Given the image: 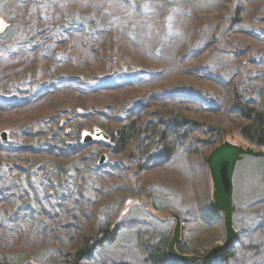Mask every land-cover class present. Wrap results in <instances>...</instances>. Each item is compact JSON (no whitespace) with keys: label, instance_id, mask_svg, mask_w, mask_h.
Listing matches in <instances>:
<instances>
[{"label":"trees","instance_id":"16d2710c","mask_svg":"<svg viewBox=\"0 0 264 264\" xmlns=\"http://www.w3.org/2000/svg\"><path fill=\"white\" fill-rule=\"evenodd\" d=\"M66 1L71 2V8L75 6L77 14L85 15L91 10L99 12L106 8V0H0V15L8 24L27 25L30 21L37 25L44 23L48 26L47 31L51 28L62 31V25L66 24V29L56 39L55 45L65 50L69 60L72 59L79 67L97 62V56L114 48L140 57L146 64L158 69V73L155 78L143 83H126L89 92L80 91L69 84L50 89L41 87L39 92L30 97H25L23 92L14 91L13 98L0 102V117H5L46 106L51 98L70 93L75 94L74 97L86 99L101 96L102 101L110 103L116 100L126 101L130 95L144 93L143 89L148 91L144 104L129 110L125 116L114 115L112 106L108 104L97 110L76 108L77 112L72 117L88 120L92 126L76 124L75 131L72 129L73 136L71 128L64 129L57 139L50 140L51 144L46 143L48 140L38 144L39 137L45 136L48 130L23 129L18 134L21 141L14 140L13 136L12 143L0 141V163L2 160L9 162L0 165V252L12 253L19 260L10 263L4 258L0 259V264L24 263L30 255L26 253L28 251H40V254L53 252L55 256L51 258L56 257V264H90L103 241L112 238L117 231L115 223L101 224L99 209L119 197L117 193L133 192L134 181L138 182L137 186H141L143 174L157 168L180 171L186 179L195 176L199 181L200 191L202 187L204 189L205 180V199L192 206L194 209L190 218L199 230L212 224L223 225L222 213L213 205L210 197L206 158L227 136L234 133L248 144L263 148L261 157H264V104L262 101H242L238 86L229 88L208 76L206 71L200 70L196 63L198 56L208 47L199 52H192L191 48L200 30L206 25L217 23L222 24V27H230L264 16V0H211L200 5L189 16L179 19L181 30L164 43L163 50L158 55L148 54L139 43L123 35L116 27L84 33L82 29L71 26L73 21L62 19L67 7L62 8L61 3ZM107 6L110 10L114 8V5ZM37 7H41L43 13ZM150 17H147V30L162 32L161 16ZM8 29L7 26L0 37L5 35L6 38ZM46 30L35 29L33 38ZM15 47V50L8 51L5 56L0 54L2 77L19 67L38 65L43 68L53 62L49 55L41 53L40 46L36 43L26 50L19 49L17 45ZM174 75L216 86L217 90H223L225 101L216 107H203L173 95L154 94L157 92L155 89L160 88L161 81ZM42 85L45 86V83ZM260 86L261 98L264 93V78H261ZM56 116L53 118L56 119ZM93 127L96 129L93 130ZM66 130L70 132L66 133ZM95 130H101L108 140L81 142L82 132ZM70 136L71 139L67 141L62 138ZM155 152H159L164 160H154ZM102 153L109 159L100 164L97 156ZM8 156L11 158L8 159ZM29 156L49 162L38 166L41 178L37 180H34L37 173V176H33L28 167L20 165ZM19 157L21 160L17 161ZM116 157H124L125 160L122 163L109 162ZM20 176L22 179H19ZM28 179L31 181L28 182ZM87 180L88 188L81 186ZM26 201H30L31 206H24ZM166 212L165 210L164 215L170 217ZM255 232L263 233L264 240V220L254 226L249 235L250 240ZM262 245L264 246V241ZM166 247L148 243L146 260L152 264L180 261L169 257ZM230 247L208 259L194 263L180 262L233 264L235 256ZM13 249L17 251L14 252ZM176 250L181 254L191 255L180 241L176 244ZM260 253L264 255V251ZM260 264H264V259Z\"/></svg>","mask_w":264,"mask_h":264},{"label":"rangeland","instance_id":"374dc122","mask_svg":"<svg viewBox=\"0 0 264 264\" xmlns=\"http://www.w3.org/2000/svg\"><path fill=\"white\" fill-rule=\"evenodd\" d=\"M105 2V9L99 12L91 10L85 15L77 14L75 6L71 8L70 1L62 2V8L67 7L62 19L73 21L71 26L82 29L84 33H95L109 27H116L123 35L139 43L148 54L158 55L163 50L164 43L181 30L179 19L189 16L193 10L211 0H106ZM107 5L109 7L114 5V8L110 10ZM37 8L41 11V7ZM156 15L161 16V33L158 30V33L156 30L152 32L147 30L149 28L147 17L152 18ZM26 24H8L0 15V33H3L7 26L9 28L6 38H4L5 35L0 37V54L7 55L8 51L16 49L15 45L19 49L26 50L36 43L40 46L41 53L49 55L53 62L49 64V68L45 66L43 69L38 65L29 68L19 67L5 77L0 76V102H7L13 98L14 91L23 92L25 97H30L39 92L41 87L50 89L69 84L80 91L89 92L126 83H143L157 76L158 69L149 66L140 57L114 48H109L97 56V62L79 67L72 59L69 60L65 50L55 45L56 39L60 38L61 32L66 29V24L62 25V31L58 28L47 31L46 24L37 25L34 21ZM35 29L46 30V32L33 38ZM206 47L208 48L198 56V61H195L200 70L206 71L208 76L228 85L229 88L238 86L242 101L255 103L262 101L264 104V93L261 95L263 98H260V82L261 78H264V69H262L264 67V16L230 27L227 25L222 27V24L217 23L204 26L193 42L191 50L199 52ZM44 83L45 86L42 85ZM159 85L160 88H156L157 92L154 94L173 95L196 102L203 107H216L225 101L223 90H217L216 86L193 78L174 75L161 81ZM142 91L145 94L130 95L126 101L116 100L111 94L110 96H113L116 101H110V103L102 101L101 96L95 99L77 98L72 93L55 96L46 106L36 107L18 115L0 117V134L6 133V140L2 141L0 138V141L12 143V136L14 140H20L18 134L21 130H48L45 136L39 137L38 144L44 140H48L46 143L51 144L50 140L57 139L60 134H63L64 129L71 128V136H73L76 124L92 126L88 120L72 117L77 112L76 108L97 110L105 108L108 104L112 106L111 111L114 115L125 116L129 110L137 109L144 104L148 91L144 89ZM54 116L57 118L54 119ZM94 129L96 127H93ZM69 132L66 130V133ZM84 133L93 135V131H84L81 135ZM71 136L62 138L67 141L71 139ZM225 141L263 151V148L248 144L235 133L227 136ZM155 154L154 160H164L159 152ZM101 155L104 156L103 162H108L109 158L107 159L104 153L99 154L97 159H100ZM25 158V161L19 164L22 167H28L33 176L38 174L34 180L41 178L38 166L47 165L49 162L31 156ZM19 160H21L20 157L17 158V161ZM122 160H125L124 157H116L109 162L122 163ZM8 163L2 160L0 165ZM82 175L81 173L80 176ZM142 177L141 186H137L138 182L134 181L133 192L117 193L119 197H115L99 209L98 216L101 224L115 223L117 231L112 238L103 241L90 260V264L119 262L152 264L146 260V245L161 244L162 248H165L173 234L175 219L166 217L165 210L179 216L181 222L179 241L186 246L191 255L202 256L211 247L223 242L225 235L223 225L212 224L204 230H199L190 218L194 209L192 206L205 199V180L204 189L202 187L200 191L196 177L186 179L180 171L157 168L145 172ZM19 179H22V176ZM29 181L31 180L28 179ZM88 183L87 180L81 186L88 188ZM232 183L233 228L236 231V239L230 247L235 256L233 264H260L264 259V255L260 253L264 251L263 233L255 232L251 240L249 235L254 226L264 220V157L243 156L235 166ZM208 185L211 197L210 179ZM31 204L30 201L24 202V206H31ZM13 251L17 250L13 249ZM26 253H30L28 260L21 264H56V257L51 258L55 256L53 252L51 254H40V251ZM10 254L0 252V259L5 258L10 263L19 261L17 256ZM163 264L186 263L167 261ZM213 264H220V262Z\"/></svg>","mask_w":264,"mask_h":264},{"label":"water","instance_id":"95a60500","mask_svg":"<svg viewBox=\"0 0 264 264\" xmlns=\"http://www.w3.org/2000/svg\"><path fill=\"white\" fill-rule=\"evenodd\" d=\"M0 138L2 141L6 140V133L2 132ZM96 139L106 141L108 137L101 130H95L93 135L90 133H84L82 135V143H88ZM246 155L261 157L263 153L249 146L237 145L229 141H224L209 153L205 161L211 180V199L213 205L222 213L223 217V228L225 232L223 242L211 247L202 256L179 253L176 250V244L180 237V218L177 214L167 211L166 213L175 219L173 234L166 247L169 257L176 258L182 262L194 263L197 260L213 257L231 246L236 239V231L233 228L232 176L237 162ZM103 161L104 156L101 155L99 163L101 164Z\"/></svg>","mask_w":264,"mask_h":264}]
</instances>
